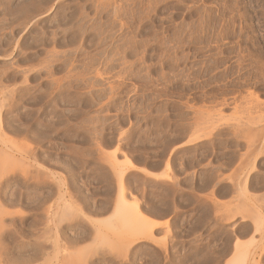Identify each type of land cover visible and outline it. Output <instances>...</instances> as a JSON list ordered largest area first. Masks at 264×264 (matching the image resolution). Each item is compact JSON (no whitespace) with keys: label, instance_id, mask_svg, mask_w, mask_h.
Instances as JSON below:
<instances>
[{"label":"rangeland","instance_id":"374dc122","mask_svg":"<svg viewBox=\"0 0 264 264\" xmlns=\"http://www.w3.org/2000/svg\"><path fill=\"white\" fill-rule=\"evenodd\" d=\"M125 158L127 200L160 223L149 233L96 221ZM0 176L1 220L17 222L0 264L51 249L66 203L51 264H225L234 242L264 264V0H0ZM83 215L111 241L84 260Z\"/></svg>","mask_w":264,"mask_h":264},{"label":"bare ground","instance_id":"6f19581e","mask_svg":"<svg viewBox=\"0 0 264 264\" xmlns=\"http://www.w3.org/2000/svg\"><path fill=\"white\" fill-rule=\"evenodd\" d=\"M3 133V132H2ZM5 135V134H4ZM192 142H194L193 140H192ZM2 152V151H1ZM4 154V153H3ZM6 155V154H5ZM6 157V156H5ZM4 158V157H3ZM4 160H6V159H3V161ZM10 160H12V159H10ZM123 163H121V164H123L124 165V168H119L118 170H116V178H117V181L116 182H118V186L116 187L117 188V193H116V196H115V201H114V205H113V210H112V212L110 213V216H108L107 217V219H104V220H96L98 223L99 222H101V224H103L104 226H108V227H110V228H113V227H115L113 230L115 231L116 229H118V230H120L119 228H117V226H114L115 224L117 225L118 223L120 224V226L119 227H122L121 225L122 224H125V226H127V224H129L130 223V221H132V219L134 218V220H137V221H139L141 224H143V225H145L146 227H147V230H148V233L149 232H151L154 228H156V227H158L159 225H160V223H158V222H155L154 220H151V219H149V218H147L146 216H144L139 210H138V205H137V203H139L138 201H137V203H136V201L134 202V201H129V200H127V198H126V196L127 195H125V188L123 187L124 185V181H123V177H124V175H125V173H126V171L125 170H133V169H135V165L128 159V158H125V159H123V161H122ZM6 163V162H5ZM9 163V162H8ZM15 163V162H14ZM8 165V164H7ZM10 165V164H9ZM16 164H14L13 166H15ZM2 166H3V164H2ZM117 166H118V164H117ZM7 167V166H6ZM3 169H5V168H3ZM2 170V169H1ZM143 173H144V175L146 176V177H150V178H152V179H163V178H165V177H167V174L166 173H159L158 175H156V174H151L149 171H146V170H142V169H140ZM4 171V170H3ZM37 171H39V170H37ZM43 171V170H42ZM115 171V170H114ZM9 172V171H8ZM14 172V171H13ZM12 172V173H13ZM40 172H41V170H40ZM5 173V172H4ZM11 173V172H10ZM15 173V172H14ZM38 173V172H37ZM37 173H36V175H37ZM8 174V173H7ZM42 174H44L43 172H42ZM13 175V174H12ZM47 175V174H46ZM114 175H115V173H114ZM0 177H2V176H0ZM4 177V176H3ZM36 177H38V176H36ZM45 177H47V176H45ZM23 178V177H22ZM44 178V177H43ZM27 179V178H26ZM37 179V178H36ZM166 179V178H165ZM46 180V179H45ZM52 180V179H51ZM2 182V181H1ZM5 182V181H4ZM49 182V181H48ZM58 181H56L55 183H57ZM46 185V184H45ZM54 185H56V184H54ZM49 186H50V184H49ZM41 187V186H40ZM55 187V186H54ZM55 189V188H54ZM62 189V188H61ZM51 190V189H50ZM79 190V189H78ZM108 191V190H107ZM58 192V191H57ZM54 193V192H53ZM109 193H111V192H109ZM53 195V194H52ZM55 195V194H54ZM107 195H108V193H107ZM40 196V195H39ZM61 196H63V194L61 195ZM42 197V196H41ZM107 197V196H106ZM13 198V197H12ZM12 198H10V199H12ZM14 198H15V196H14ZM61 198V197H60ZM70 198H72L71 196H70ZM37 199H39L38 198V195H37ZM50 199H51V197H50ZM13 200V199H12ZM11 200V201H12ZM34 200V199H33ZM44 200H46V197H45V199ZM35 201V200H34ZM58 201V200H57ZM110 201V200H109ZM109 201H108V203H109ZM9 202V201H8ZM18 202V201H17ZM48 202V201H47ZM105 202H107V201H105ZM112 202V201H111ZM12 203V202H11ZM14 203V202H13ZM30 203H32L33 204V202H30ZM37 203H39V202H37ZM66 203V202H65ZM76 203V202H75ZM8 204V203H7ZM10 204V203H9ZM22 204V203H21ZM43 204H44V202H43ZM42 204V205H43ZM112 204V203H111ZM14 205H15V203H14ZM18 205V204H17ZM29 205V204H28ZM31 205V204H30ZM52 205V204H51ZM106 205V204H105ZM6 206V205H5ZM44 206H46V205H44ZM50 206V205H49ZM74 206V205H73ZM89 206V205H88ZM100 206V205H99ZM11 207V206H10ZM32 207V206H31ZM36 207V206H35ZM34 207V208H35ZM40 207H41V205H40ZM51 207V206H50ZM106 207H107V205H106ZM48 208V207H47ZM80 208V207H79ZM89 208V207H88ZM108 208H110V207H108ZM3 209V208H2ZM33 209V208H32ZM44 209V208H43ZM99 209V208H98ZM104 209V208H103ZM45 210V209H44ZM49 210H50V208H49ZM63 210V216L64 217H61L64 221H65V223H69V222H66V216H67V214L68 215H70V216H73L72 215V213H75V212H73L72 210H73V207H72V204H67L66 203V205H64V209H62ZM80 210V209H79ZM93 210V209H92ZM33 211V210H32ZM39 211V210H38ZM41 211H43V210H41ZM45 211H47V210H45ZM74 211H75V209H74ZM106 211V210H105ZM104 211V212H105ZM111 211V210H110ZM0 212H2L1 213V215L3 216V211H1V208H0ZM5 212H7V211H5ZM4 212V213H5ZM11 212H13V211H11ZM48 212V211H47ZM80 212V211H79ZM92 212H94V211H92ZM100 212V211H99ZM99 212L97 213V214H99ZM159 212V211H158ZM15 213V212H14ZM44 213H46V212H44ZM62 213V212H61ZM69 213H71V214H69ZM76 213H78V212H76ZM88 213V212H87ZM6 214V213H5ZM7 214H8V212H7ZM6 214V217L7 216H9V214L7 215ZM18 214H20V213H18ZM42 214V213H41ZM156 214V213H155ZM161 214V213H160ZM13 215V214H12ZM11 215V216H12ZM48 215V214H47ZM66 215V216H65ZM77 215H79V217H80V215H82V214H76V216ZM130 215H131V217H130ZM14 216V215H13ZM12 216V217H13ZM16 216V215H15ZM18 216V215H17ZM34 216V215H33ZM44 216V215H43ZM59 216V215H58ZM70 216H67V218H69ZM127 216V217H126ZM47 217V216H46ZM51 217V216H50ZM57 217V216H56ZM55 217V218H56ZM74 218H75V216H73ZM81 217H83V218H85V220L88 222V223H90L92 226H93V229L92 230H90L91 232H93L94 231V233H95V236L92 238L91 237V240H92V242L91 241H89L90 242V244L89 245H85V248L83 247L81 250H79L78 251V255L80 256V255H82L83 253H85V255L87 254V256H89L90 254H89V252L90 253H92L93 252V250L94 249H96V250H94L95 251V253L96 254H98V255H100L98 252H100L101 250V248H104L103 246H107L108 245V243H110L109 241L107 242L106 241V244H105V240L107 239L108 240V238L107 237H104V235H106V234H102V232H101V235H100V232H99V227H100V225L98 224V223H96V221H93V220H91V219H87L84 215L83 216H81ZM15 218V217H14ZM14 218H12V219H14ZM45 217H43V219H44ZM52 218V217H51ZM50 218V219H51ZM72 217H70L68 220L70 221V219H71ZM5 219V218H4ZM12 219H11V221H12ZM17 219H18V217H17ZM20 219V218H19ZM46 219H47V221L49 220L50 221V219H49V217L48 218H45V221H46ZM57 219V218H56ZM61 219V220H62ZM7 220V219H6ZM5 220V221H6ZM10 220V219H9ZM53 220H54V218H53ZM58 221L60 220V219H57ZM60 220V221H61ZM62 220V221H63ZM67 220V221H68ZM4 220H1V217H0V249L1 250H3V252L5 251V250H7V248H5V246L7 247V245L5 244V239H4V232L3 231H9L10 229H11V227L14 229V227L16 226L14 223H17L16 221H14V227H13V224L11 223V221L10 222H8V223H10V225H12L11 227H10V225H8V223H6ZM42 221L43 220H36L35 221V223H33L34 224V226H36L37 227V229H38V226L40 225V223H42ZM58 221H56V222H58ZM58 222V223H54V226L55 225H59V227H61L60 226V223L61 222ZM5 224H7L6 226L7 227H5V225H3L4 223ZM21 222V221H20ZM53 221H52V219H51V223H52ZM72 222V221H71ZM3 223V224H2ZM47 223H49V222H44V224L42 223V225L44 226V228L46 229V230H44V231H47V232H50L51 231V227L49 228V230L46 228L47 226H46V224ZM51 223H49L50 225H51ZM95 223L96 224H98V228H96V226H95ZM114 223V224H113ZM32 224V225H33ZM62 224H63V222H62ZM72 224V223H71ZM118 224V225H119ZM168 224V223H167ZM167 224H164L165 226L167 225ZM52 225H53V223H52ZM57 225V226H58ZM66 225V224H65ZM85 225H86V223H85ZM90 225V226H91ZM112 225V226H111ZM142 225V226H143ZM21 226V225H20ZM46 226V227H45ZM53 226V227H54ZM57 226H55L54 228L56 229L55 231L56 232H54L53 231V236H52V231L49 233V234H51V236H49L48 235V238H50V237H53L49 242H50V244H51V249L50 248H48V247H44V246H42L41 244H38L37 242H33L34 244L32 245L33 247H32V253H31V255L30 256H28L27 255V258H25L26 256H24V259H22V257H20V258H16L15 259V263L17 264L18 262H20V261H22L23 262V264L25 263V264H30L31 262L33 263V264H36L37 263V261L38 260H40L41 258H42V256H44L45 255V257H46V259H45V257H43V262H44V260H45V262L44 263H46V264H51V262H50V260L52 261V260H54L55 259V257L57 256L58 257V255H59V253H61V252H59V250H61L63 253L66 251L65 249L66 248H64V250H62V248L63 247H66V246H63V245H61V243L60 242H62L61 240H60V235H58V234H60V232H59V230H58V227ZM31 227V226H30ZM36 227H34V228H36ZM40 227V226H39ZM89 227V226H88ZM170 227V226H169ZM6 228V229H5ZM7 228H9V230L7 229ZM43 228V229H44ZM90 228H92V227H90ZM90 228H88V229H90ZM104 228V227H103ZM166 233L168 232L169 233V229H168V227L166 226ZM17 228H15V230H16ZM23 229V228H22ZM105 229H106V227H105ZM109 229V228H108ZM18 230V229H17ZM27 230V229H26ZM31 230V229H30ZM36 230V229H35ZM34 230V231H35ZM42 230V229H41ZM125 230V229H124ZM169 230V231H168ZM5 231V232H6ZM11 231V230H10ZM33 231V230H32ZM43 231V230H42ZM59 233H58V232ZM90 231H89V233H90ZM12 232V231H11ZM39 232H41V231H38V233ZM63 232H64V230H63ZM85 232V231H84ZM87 232H88V230H87ZM146 232V231H145ZM144 232V233H145ZM187 232V231H186ZM185 232V233H186ZM16 235L18 234V240L21 238V236H22V234H21V236L19 235L20 233H16V232H14ZM32 233V232H31ZM35 233V232H34ZM66 233V232H65ZM89 233H86L85 235H91V234H89ZM15 234H12V236H14L15 237ZM42 234V233H41ZM48 234V233H47ZM46 234V235H47ZM121 234V233H120ZM142 234V233H141ZM64 235V234H63ZM103 235V236H102ZM143 235V234H142ZM149 235V237H150V234H147L146 236H148ZM25 236H28V235H24L23 234V237H25ZM31 236V235H30ZM66 236V235H65ZM68 236V235H67ZM79 236V235H78ZM100 236H102V237H104L103 238V240L101 239V238H99L98 239V237H100ZM124 236V235H123ZM17 237V236H16ZM16 237L15 238H11L12 239V242L14 241V239H16ZM20 237V238H19ZM40 237V236H39ZM43 237V236H42ZM46 237V236H45ZM45 237H43V239L45 238ZM74 237V236H73ZM72 237V238H73ZM85 236L83 235V238H84ZM29 238V237H28ZM47 238V239H48ZM69 238V237H68ZM148 238V237H147ZM86 239V238H85ZM102 240V241H99V242H97V245H99V244H101L102 242H104V244H103V246H102V244L101 245H99V246H97V245H95L96 243V240ZM164 240H165V238H163ZM162 239V240H163ZM45 240V239H44ZM76 240V239H75ZM87 240V239H86ZM89 240V239H88ZM16 241H17V239H16ZM16 241H14L13 243L15 244L16 243ZM19 241H21V240H19ZM35 241H37V240H35ZM41 241V240H40ZM48 241V240H47ZM70 241V240H69ZM80 242H82V240H79ZM84 241V240H83ZM9 242V241H8ZM7 242V243H8ZM10 242H11V240H10ZM10 242H9V244H10ZM11 242V243H12ZM45 242V241H44ZM43 242V243H44ZM68 242V241H67ZM76 242H78V241H76ZM237 242V241H236ZM70 242H68V244H69ZM93 245H92V244ZM99 243V244H98ZM134 243V242H133ZM163 243V242H162ZM166 243V242H165ZM17 244V243H16ZM15 244V245H16ZM20 244H22V245H25V243L23 244L22 242L20 243ZM28 244V243H27ZM32 244V243H31ZM45 244V243H44ZM49 244V243H48ZM50 244H49V246H50ZM63 244V243H62ZM66 244V243H65ZM74 244V243H73ZM77 244V243H76ZM126 244V245H125ZM123 246H124V249H126L127 251H128V249H129V247L131 246V245H129L128 246V244L127 243H125ZM131 244V243H130ZM47 245V244H46ZM63 246L62 248H61V246ZM90 245H91V247L92 246H97V247H92V248H89L90 247ZM163 245H165V244H163ZM234 245H235V252H234V254L228 259V261L225 263V264H245V261H246V259H247V253H245V252H243L241 249H243V248H241L242 246L240 245V242H239V244H238V242L237 243H235L234 242ZM9 246V245H8ZM75 246V245H74ZM102 246V247H101ZM26 247V245L24 246V248ZM68 247V246H67ZM72 247H73V245H72ZM87 247V248H86ZM99 247H100V249H99ZM108 247V246H107ZM128 247V248H127ZM5 248V249H4ZM16 248V247H15ZM29 248V247H28ZM48 250V249H50V251L51 252H53V256H50V252L47 254V252H46V254H45V250ZM68 249V248H67ZM77 249V248H76ZM92 251H91V250ZM98 249V250H97ZM10 250V249H9ZM73 249H71V251H72ZM88 250H90V251H88ZM123 250V249H122ZM121 251V252H124V254H126L125 252H127V251ZM11 251V250H10ZM58 251V252H57ZM70 251V252H71ZM76 251V250H75ZM83 251V252H82ZM245 251V250H244ZM1 252V251H0ZM8 252V251H7ZM7 252H5L6 254L5 255H7ZM12 252V251H11ZM68 252V251H67ZM66 252V253H67ZM69 252V253H70ZM82 252V253H81ZM79 253H81V254H79ZM95 253H93L94 255H95ZM210 253V252H209ZM52 254V253H51ZM56 254H58V255H56ZM89 254V255H88ZM101 254H102V251H101ZM122 255H123V253H121ZM4 255V256H5ZM63 255V254H62ZM70 255H71V253H70ZM78 255H77V257H78ZM85 255L83 254V257H82V260H84V258H86L85 257ZM2 256V255H1ZM0 256V260L1 261H3V258ZM11 256V255H10ZM101 256V255H100ZM6 257V256H5ZM9 257V256H8ZM17 257V256H16ZM68 257V256H67ZM72 257V256H71ZM90 258L91 257H93V255H90L89 256ZM105 257V256H104ZM115 257V256H114ZM123 257V256H122ZM211 257H213V254H212V256H210V258ZM7 258V257H6ZM9 258H11V257H9ZM13 258V259H12ZM12 261H14V257L12 256ZM76 258V257H75ZM80 258H81V256H80ZM100 258H102V257H100ZM11 259H9L10 261H11ZM20 259H22V260H20ZM64 259H66L65 257H64ZM69 259H70V257H69ZM73 259H74V256H73ZM6 259H4V261H5ZM20 260V261H19ZM56 260H58L57 258H56ZM72 260V259H71ZM82 260H77L76 259V261H78L79 263H81L80 261H82ZM90 260V259H89ZM7 261H8V259H7ZM7 261H5V263L7 262ZM48 261V262H47ZM68 261V260H67ZM75 261V262H76ZM85 261V260H84ZM83 261V262H84ZM86 261H88V260H86ZM85 261V262H86ZM22 262H20V263H22ZM50 262V263H49ZM62 262V261H61ZM69 262H72V261H70L69 260ZM73 262H74V260H73ZM83 262L81 263V264H83ZM220 262V261H219ZM8 263H10V264H12L11 262H9L8 261ZM31 263V264H32ZM68 263V262H67ZM77 263V262H76ZM88 263V262H87ZM86 263V264H87ZM4 264V263H3ZM52 264H54V262H52ZM61 264V263H60ZM71 264V263H70ZM94 264V263H93ZM214 264V263H213Z\"/></svg>","mask_w":264,"mask_h":264},{"label":"crops","instance_id":"0c3cea01","mask_svg":"<svg viewBox=\"0 0 264 264\" xmlns=\"http://www.w3.org/2000/svg\"><path fill=\"white\" fill-rule=\"evenodd\" d=\"M135 169H136V166H135ZM151 173V172H150ZM157 172H154L153 171V173H151V174H156ZM159 173H157L156 175H158ZM152 220V219H151ZM156 222V221H155ZM160 222V221H159ZM157 228V227H156ZM155 229V228H154ZM232 247H233V245H232ZM228 260V258L226 259V261ZM214 264H217V263H214Z\"/></svg>","mask_w":264,"mask_h":264}]
</instances>
